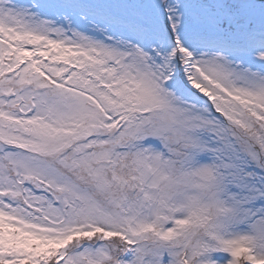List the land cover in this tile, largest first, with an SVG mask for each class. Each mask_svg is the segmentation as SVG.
Masks as SVG:
<instances>
[{
  "label": "snow or ice",
  "instance_id": "snow-or-ice-1",
  "mask_svg": "<svg viewBox=\"0 0 264 264\" xmlns=\"http://www.w3.org/2000/svg\"><path fill=\"white\" fill-rule=\"evenodd\" d=\"M0 264H264V0H0Z\"/></svg>",
  "mask_w": 264,
  "mask_h": 264
}]
</instances>
